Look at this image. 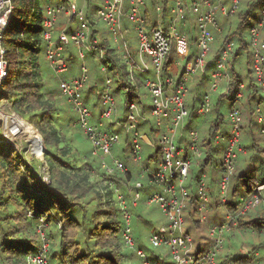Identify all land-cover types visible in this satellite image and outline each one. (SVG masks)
<instances>
[{
  "label": "clouds",
  "instance_id": "9594fccd",
  "mask_svg": "<svg viewBox=\"0 0 264 264\" xmlns=\"http://www.w3.org/2000/svg\"><path fill=\"white\" fill-rule=\"evenodd\" d=\"M236 0H233L235 4ZM54 5L55 0H51ZM91 3H100L105 12H100L97 15H89L88 9ZM109 4L112 6L109 7ZM129 5H136L133 10V15L129 17L125 12V8ZM183 6V11L181 7ZM141 7L150 8L148 16L144 20L137 19L142 13ZM163 7H168L169 12L165 15L162 12ZM219 11V0L217 5H213ZM67 11L78 14L79 19L85 22L81 25V30L78 35L69 37L64 35V29L68 25L67 15L64 9L57 10L54 6L48 7L45 14L49 17V22L45 27L50 29L48 35L44 37L48 43L49 49L55 47L54 41L57 37L64 43L65 48L59 52V55L66 56L68 53H73L77 57L76 65L78 71L69 75L66 70L61 69L55 71L57 65H62L63 60L57 59L51 62L52 55L57 53L52 52L46 60L44 67L46 72L43 76L42 83L45 89L59 87L64 90L61 97L59 107L64 111L59 113V116L67 117L76 115L81 119L83 127L73 128L72 134L81 133L90 140L93 147L97 146L95 137H87L85 129L92 127V122L88 120L90 106L87 109H81V104L74 101H68V96L72 91H75L78 96L83 94V89L76 88L71 82V77L74 75L81 76L87 84H98V87L103 88L105 93H111L118 83L127 82L136 86L139 92L140 103L133 106L129 115L130 125L125 127V136L129 139L136 136L138 143V152L135 156H125L120 149L124 147V137L113 138L110 142L117 147L114 150H109L107 145H104L103 156L110 161V165L105 169L97 168L94 173L96 183L88 185L81 183L79 188L74 190L69 185H65L66 190L76 193H87L89 198L95 197L91 205H86V211L80 213L82 225L79 229H67L61 233L59 227H47L41 220L37 226L29 225L25 221L22 225L24 235L32 240L34 244H38L45 250V256L49 253L48 247L59 249L62 244H68L70 241L79 239L81 247H90L87 243V229L92 226L91 213L97 207H119L123 211L119 213L118 218L123 224L122 237H118L108 241L109 245L115 251L120 250L122 244H127L129 247L136 243L133 237L137 236L134 217L142 208H153L162 211L161 197L149 201L143 191L137 193L124 178L125 168L122 167L121 161H125L128 168L131 169L133 176L136 178L134 182L135 188H144V183L141 181L147 180V173L153 169H160V177L158 181L152 185L147 182L153 191L163 193V197L171 200L173 207L171 212L166 216L168 221H175V225L169 224L168 227H174L178 236H183L186 227H192V231L187 238L188 247L186 252H192L196 243L201 242V237H209L213 242V253L221 251L223 253L225 242L227 241V253L241 250L248 251L246 229L240 224V219L244 215V208H241L238 214H234L226 205L229 199H236L232 195V188L239 184L238 175L240 171L249 163L248 155H243L239 149V144L251 143L255 141L257 150L259 145L264 142V131H257L253 127V122H264V108H253L242 95V103L237 105V110L229 114L225 110L224 115H220V104L214 103L211 99L212 95L219 88L225 92H230L234 86L235 73L230 71L233 67L240 72L245 81L251 78L247 76V67L245 62H241L238 66L225 57V63L222 69L215 75L211 76V83L202 91L207 92L209 98L205 105L200 109L202 120L195 122L191 131L185 130L184 124L190 118L191 112L194 110L193 105L195 98L200 95L201 89L194 86V83H188L180 90V95H176L175 80L168 79L164 69V62L168 54L175 49V54L179 60L186 58L190 51H198L202 56L209 49L210 44L214 42L212 32L205 29L201 35V43L197 46L192 43L190 35L192 29L200 23L196 19L198 14H202V9L193 8L189 0H169L167 5L163 4V0H156L154 5L147 3L146 0H68ZM189 19L184 22V17ZM159 20L160 27L163 28L166 24H170L169 41L162 51L157 52L151 50L150 46L155 42V35L149 33L152 21ZM92 21L101 28L95 39L92 38ZM186 29V30H185ZM214 26L212 31H215ZM2 31V28H0ZM255 36V33L252 34ZM208 37L209 39H205ZM96 45H103L98 48ZM5 46L0 44V55L3 54ZM111 48L113 51L108 52ZM94 55H89L90 53ZM110 55L113 62L118 65L114 71L109 72L106 67L101 64L105 56ZM257 54L258 60H264V42L254 41L251 48L248 50L249 57ZM191 68L192 65H189ZM144 69H151L150 80H144L140 74ZM175 71V69H174ZM3 73L0 72V76ZM257 76H264V70L257 71ZM98 78L102 79V83H98ZM61 79H68L69 85L65 88L64 84L60 83ZM191 77H186V80H191ZM199 77H195L198 81ZM259 83V81H252ZM259 87L264 89V83H260ZM248 89V83L242 86V93ZM221 100L226 97L219 98ZM56 98H50L49 103L55 105ZM110 105L112 115L108 119L120 117L123 114L122 98H116L106 101ZM154 104L156 110L154 112L145 108V105ZM221 120L223 127L218 131L215 129L213 121ZM137 123H145V128L142 133L136 134L135 128ZM243 125V129L240 126ZM71 127L63 121L57 125H47L42 129H37L40 132L41 139L48 137V143L55 147H59V141L63 140L68 144V139L65 138V128ZM104 127H107L105 123ZM156 128L158 132L153 134L148 132V129ZM225 130L235 133L237 137L230 145L229 152L233 156V160L226 165V171H220L213 165L205 166L204 179L197 184L191 169L193 165H203V157L205 155L212 156V149L224 141L219 138V133ZM55 131L56 136L50 135ZM148 133V135H144ZM209 140L212 143H209ZM103 144V141H99ZM180 144L181 152L176 153L177 144ZM157 145L161 146V152L156 155L153 160H147L145 157L149 153H153ZM187 152L189 159L185 163L182 159L184 153ZM88 153H78L79 161L82 163ZM216 156L215 159H219ZM166 160L167 166L162 161ZM145 163L149 165L145 170ZM178 170L183 173L179 182L169 190L166 186L167 180L172 171ZM101 171H106L109 176H116L120 181L119 187L115 184L105 183L101 177ZM87 175V173H84ZM187 185V187H184ZM242 187V186H241ZM264 191V186L261 187ZM111 191L113 193L111 205H106L104 200L108 197L105 193ZM199 195V202L193 201L194 195ZM175 199H172V198ZM261 200H249L246 206H255L260 204ZM196 209V211H194ZM31 213H28L30 216ZM213 218H217L224 223V227L217 231L214 225H211ZM193 220H199L200 226H192ZM63 223V221H61ZM239 225V226H238ZM228 233L226 236L225 233ZM3 232L0 231V239ZM233 241L239 246L233 247ZM207 243L208 241H204ZM176 242L173 241V244ZM184 242L181 241L178 247H183ZM142 248V247H141ZM153 254V253H150ZM140 255V254H138ZM137 257V256H136ZM223 258V255H221ZM175 259L181 264H192L191 258L182 260L181 254H177ZM140 260V259H139ZM141 261V260H140ZM0 264H11V261H6L0 254ZM36 264V262H33ZM208 264H213V258H209Z\"/></svg>",
  "mask_w": 264,
  "mask_h": 264
},
{
  "label": "trees",
  "instance_id": "16d2710c",
  "mask_svg": "<svg viewBox=\"0 0 264 264\" xmlns=\"http://www.w3.org/2000/svg\"><path fill=\"white\" fill-rule=\"evenodd\" d=\"M89 2H91V0H89ZM146 2L154 5L156 0H146ZM12 3L13 10L11 18L3 34L4 41L7 44L5 45L3 43L7 49V61L9 69V76L6 78L3 84V87L6 88L4 97L10 102L12 109L20 114L22 117L20 118L22 120L24 119V121L26 120L34 128L42 129L47 125L59 126L60 118L58 116L57 108V101L59 98L57 97V94L59 93L60 98L62 96L60 95L59 88L58 92L54 89V87L45 91V86L40 80V65L36 61L37 53H39L41 45H44L41 38L43 13L41 10L42 6L40 4V0H12ZM168 3L169 0H163L164 5H167ZM48 4L50 3H47L46 5ZM263 5L264 0H246L245 7H241V2L237 12L233 14L236 15L235 19H233L235 21L229 19L230 16L224 17L225 20H229V23L225 24V20H223L224 24L220 22L222 32L213 34L214 41L218 42L216 49L211 50V47L209 50L208 55L211 58L207 59L208 65L206 71L197 73L193 78L195 80V77H199V80L195 81L194 83V86L197 88L203 85L206 81L209 84V73L213 68L214 58L221 54V51L227 42L233 43V49L230 52L229 59L237 66L241 63L240 57L242 53L245 52L247 56L246 65H248L247 76L251 79L245 81L243 75L238 72L235 67H233L230 69V71L235 73L234 86L230 92H225L224 96L221 93L222 95L220 94L218 96L216 102L217 104L221 105V102L225 99L221 100L219 98L226 97L229 102L228 110L231 107L237 106L244 102L236 98L238 84L240 82L243 84L248 83L247 91L243 92L245 101L253 108H256L258 105H261V108H264V97L260 93L257 83L252 82L253 80L256 81V78L252 68V58L248 55V50L250 49V41L248 39L249 27L253 24L250 22V17L253 15V13H255V10L257 9L256 7L258 6L260 7L258 12H256L258 18L260 15V9ZM95 8L96 4L91 3V7L88 9L89 15H94ZM150 10V8L144 7L146 18ZM162 12L167 15L169 8L163 7ZM188 19L189 18L186 16L184 22H187ZM156 22L157 20L154 19L151 26H153ZM92 24V31H97L99 33L101 28L96 25L95 21H92ZM225 25L228 27L227 30H224L223 28ZM165 26H167V24ZM261 37L264 40V29ZM197 38L198 28L196 25L193 27L192 34L190 35V39L195 45H197ZM211 44L214 45V42ZM100 47L102 49L104 46L100 45ZM112 51L113 49H108L109 53ZM175 52V49H173L168 54L167 59L164 62V69L167 76L177 78L183 74L185 64L180 70H178L180 66L178 67L174 64V60L177 58ZM197 53L198 51L195 50L190 51L188 56L184 58L185 63L189 60H193ZM94 54L95 53H90L89 55ZM101 64H108L109 72L114 71L118 66L113 62L112 57L107 54L101 61ZM141 78L143 79V76H141ZM87 85L88 86L83 90L93 93V85L97 84ZM12 90L15 95H17V97L11 96ZM16 90L18 91L16 92ZM118 91H124L125 113L127 112V104L131 100L135 99L137 93L139 92L137 91L135 85L129 84L127 82L118 83L116 85L112 91L114 96ZM205 93L206 92H203V94L200 93V97L195 98V103L193 105L194 111L196 108L198 111V106ZM101 94L102 92L99 93L98 98V103L100 106H102ZM52 96L56 98L55 105L49 103V97ZM83 99L86 104L84 97ZM125 115L126 114H124L120 122L124 121ZM194 117L195 116L192 115L191 112L190 118L187 119L184 124L185 130L189 131V129L193 128ZM219 121V119L213 121L214 127L217 131L220 129L219 127L221 121ZM256 123L257 122L255 121L253 122L254 128ZM145 126V123L140 124L141 128H145ZM243 127L244 126L241 125V129H243ZM148 130L153 132L157 131L156 128H150ZM114 131L119 135L122 134L124 136L126 152L130 156V139L125 136L124 129L121 127V130ZM221 133H228V130ZM50 135L56 136V132L53 131L50 133ZM35 137L38 141L37 136ZM43 140L45 143L50 144L47 142V136H45ZM60 142L61 140L59 143ZM253 142H251L247 147L245 145H243V147L246 148V150L253 151L255 149L254 147H257L256 143ZM209 143L211 144L212 141L209 140ZM223 148L224 143L214 147L212 152L219 151L221 154L223 152ZM60 149L63 150L64 154L69 153V147H63ZM155 149L156 150L153 153L148 155V160H151L157 153H160L159 147L156 146ZM262 149L264 151V147ZM12 150L13 149H10V147L0 144V231L3 232L2 239H0V254L3 255L6 261L10 260L11 264H26V254L35 251L37 249V245L34 244L32 240L28 239L26 235H24L22 224H24L25 221H28L29 225L37 226L41 218L44 225L49 228L53 226L59 227L62 234L67 229H79L82 225L80 213L82 211H86V205H91L95 197L89 198L87 193L68 191L66 190L65 185L71 186V188L74 190L75 188H79L81 183H87L88 185L96 183L93 173L96 172L97 168H101V166L100 162L97 163L96 161H92L95 162V164H98L97 167H95L92 162L85 161L82 162L84 165L75 167L70 163L68 164L69 161H65L64 159H61V162L58 163L59 165H56L52 158L54 153L50 150H47V155L45 158L49 164L51 172V176L48 177V179L50 178L51 181L50 184H47V182L42 180L41 177H38V175L34 176V171L28 167L26 163H23L22 161V163H20L19 161L18 164H15V159L20 160L21 156L18 153L14 155ZM211 157L212 156L209 155H205L203 157V165L199 166L200 173L198 177H194V179L196 178L197 180L196 183L198 182V179L201 177V175L204 174L205 166L211 162ZM217 164L219 170L220 162ZM21 166H24L25 169L20 171ZM84 173H87V175H84ZM100 175L104 179L105 183L110 184L112 181L109 179H112L119 187L120 181L116 176H109L104 171H101ZM239 177H244V174H240ZM124 178L128 182L132 179V173L130 169L124 173ZM245 180V185L248 187L247 192L249 195L253 190L248 186L250 177H245ZM146 181L149 182V176L147 177ZM234 190H236V188H234ZM105 196L108 198L104 200V203L106 205H111L113 203V193L109 191L105 193ZM10 201L15 204H20L21 209H11L9 207ZM193 201H195L194 198ZM226 205L231 211L237 208L231 203V201H228ZM28 213H31V215L28 216ZM119 213L120 211L118 207L95 208V210L91 213L92 226L87 229V243L90 245V247H81V241L79 239L70 241L69 244H62L59 249L49 247V261L51 264H123L122 261H118V258L114 257L115 255L124 256L130 259V255L124 254L122 251L125 244H122L121 251H115L108 243V241L121 237L123 225L122 221L118 218ZM99 215L103 217V221H95L94 218ZM262 220H264L262 216H252V219L250 220L248 218L244 219L243 215V217L240 219V224H248L252 230L260 232L264 228V225H262L264 223L261 222ZM61 221H63V223H61ZM97 228H101V230H106L111 233L109 234L110 237L107 241L104 240L101 242L94 238V235L97 234L95 231ZM250 228L248 229L250 230ZM73 247L75 253L74 257L71 258L69 257V252ZM96 248L100 250H96ZM96 257H99L100 261L97 260ZM225 259L226 261L232 260L233 262L240 264L249 262L247 257H244L243 255L240 257L235 255L233 258L229 257V255H226Z\"/></svg>",
  "mask_w": 264,
  "mask_h": 264
},
{
  "label": "built area",
  "instance_id": "2783aa9c",
  "mask_svg": "<svg viewBox=\"0 0 264 264\" xmlns=\"http://www.w3.org/2000/svg\"><path fill=\"white\" fill-rule=\"evenodd\" d=\"M189 2L193 8L199 7L202 9V14H198L196 16V19L198 21H200V23L197 24V28H198L197 46H198L201 43V35L200 34L204 33L206 28L208 29V31L212 32V37H213L214 33H221L222 32V27L220 26L219 17L220 16L229 17V16L235 14L237 12L242 0H236L235 4H233V0H229V1L228 0H219V11H217L216 8L213 7V5H217L218 0H189ZM67 3H68V0H58V2L54 5L50 3L46 6L45 11L43 13L41 38L43 40L44 47H45L44 56L47 59L48 56L52 52H55V53H57V55H52L51 62H55L57 59L63 60V64L57 65L55 71H60L61 69H64V70H66V72H68L69 71V65H68V62H67L65 56L59 55V52L61 50H63L65 47V45L61 41V39L59 37H57L55 39V41H54L55 47L53 49H49L48 43L44 39V37L46 35H48L49 32L51 31L50 29L45 27L46 23L49 22V17L46 16L45 12H46L48 7L54 6L58 11L61 9L65 10L68 21H71L75 18H79L77 13L67 11ZM111 6L112 5L109 4V7H111ZM180 7H181V10L183 11V6H180ZM135 8H136V5H129L125 8V12L127 13V15L129 17H131L133 15V10ZM12 10H13L12 0H0V28H2V31H0V44H3V41H2L3 34H4V31H5L7 25L10 21ZM95 11H97V14H99L100 12H105L106 9L102 8V10L99 11L96 7ZM140 12L142 14L137 19H139V20L146 19L145 13H144V7L140 8ZM185 17H184V19H185ZM160 23L161 22L159 20H157V22L153 26L150 27L149 31L145 33L146 36L149 35V33L155 35L156 40L154 43L151 44L150 48H151V50H154L157 52L162 51L163 47L167 46V43L170 39V37H169L170 24H167V26H164L163 28H161ZM81 25H85V22L81 21L80 19H79V22L70 29H69V25H67V27L64 29V35H67L70 38L78 35L80 30H81ZM214 26H215L216 30L212 31ZM263 29H264V5L260 9L259 17L249 27L250 48L253 45L254 41L264 42V40L261 37ZM253 33H255V36L252 35ZM97 34H98L97 31H92V38L95 39ZM205 39H209V38L206 37ZM210 46H211V44H210ZM95 47L101 48L100 45H96ZM232 49H233V43L227 42L225 44V47L221 51V54L214 58V65H213V68L211 69V71L209 73V79H208L209 84L211 83V76L215 75L217 72H219L222 69V67L225 63V57L229 58L230 52ZM209 50H210V47L205 52V54H203L202 56L198 52L197 55L193 58V60L187 61L185 63V66H184L183 74L180 75L179 77H177L176 79L172 76H167L168 79L175 80V86H176V93L175 94L176 95L181 94L180 90L182 88H184L186 86L187 82L189 81V80H186V77H191L193 79L197 73L206 71V68L208 65L207 55L209 54ZM256 56H257V54H253V56L251 57L252 58V68H253V72H254L256 81H259V83H257L259 91L264 97V89H261L259 87L260 83H264V76H257L256 75L257 71L264 70V68H263L264 60H258L256 58ZM174 64L176 66H179L178 57L174 60ZM102 65L104 67H106L107 69H109L108 64H102ZM189 65H192V67L190 68ZM0 72L3 73V75L0 76V101H1V99L3 98L2 96H4L3 84L6 80V78L9 76L6 47L4 48L3 54L0 55ZM140 76H143V79L146 81L150 80L151 69H144V71L140 74ZM59 82L64 84L65 88H67L69 85L68 79H61ZM71 82L75 85L76 88L84 89L85 87H87V83L85 82L84 79L81 78V76L71 78ZM243 85L244 84L242 82H240L238 84V90L236 93L237 99H240L243 95V93H242V86ZM218 89L219 88H217L216 91ZM221 91H222V93H225V91H223V90H221ZM59 92H60V95L63 96L64 90L62 88H59ZM137 97H139V93H137L136 98ZM208 98H209V96H208V93L206 92L203 95V97L200 101V104L198 106V111H197L198 115H202L200 112V109L205 105ZM67 99H68V101H74V102L80 103L82 110L88 108L84 102L83 95L78 96L75 91H72L71 95L68 96ZM111 99H115L114 94L112 92L111 93H105L103 90V92L101 94V104H102L103 109H102L101 113L98 116H96V121H97L96 123L91 121V119H93V116H95V115L91 111H89L88 120L92 122V127L85 129V132L87 133V137H95L97 139V146L93 147L91 145V154L93 156L99 157L101 169H105L106 166L110 165V161H105V158L103 156L104 145H107L109 150H112V148L115 144L111 143L110 141L113 138L119 137V134L117 132H115L114 130H112V128L103 127L104 126V120L108 119V117L110 115H112L110 105H108L106 102L107 100H111ZM135 99L131 100L127 104V112H126L124 121L120 122V120H118V122H116V123L120 124V126L122 127V129H124V131H125L126 125H130V123H131L129 120V115L131 114V109L133 108V106L137 105ZM7 103H8V105H11L9 101ZM1 107H2V105L0 104V108ZM256 108H261V105H258ZM155 110H156V106L153 104L150 111L154 112ZM236 110H237V106H233L228 110V113L232 114ZM12 112L13 113H10L8 111L4 112L3 110H0V118L3 117L2 122L4 123L2 128H0V144L4 141L5 143H9L8 145H10V144L14 145L16 143V141H14V137L17 138V136L18 137L21 136V135H19L20 133H18L19 127L13 121H11L10 124L6 121V117H9L12 119L14 114H15V116H19L15 110H12ZM25 122L27 123L26 120H25ZM256 122L258 125H261V126H259V131H264V122H258V121H256ZM12 124H14L13 125L14 129L12 128ZM140 124L141 123L136 124V128H135L136 134L142 133V128L140 127ZM74 126H78L79 128L83 127V124H82V121L80 118H78V117L76 118V121L74 122ZM240 129H241V126H240ZM191 130L192 129H189V131H191ZM148 132L153 133V131H150V130H148ZM156 132H158V129ZM144 135L146 136V135H148V133H144ZM8 137H10V138H8ZM219 138H221L224 141V148H223V152H222V156H221V160H220L219 170L220 171H226V165L230 161L233 160V156L229 152L228 145H230L234 140H236L237 137L235 136V133L228 131V133H225V134L220 132ZM101 140L103 141V144L99 143V141H101ZM157 147H159V151L161 152V146L157 145ZM243 148H244L243 145L239 144L240 151H242ZM175 151L177 154H179L181 152V147H180L179 143L177 144ZM137 152H138V143L136 140V136H133V138L130 139V153L129 154H130V156H135L137 154ZM182 159L184 160L185 163L188 162L189 156H188L187 152L184 153ZM161 163H163L165 166H167L168 162L166 160H164ZM121 165H122V167L125 168V172H126L128 169L122 161H121ZM147 168L148 167H145V170H147ZM104 172L106 173V171H104ZM182 175H183V173L178 171V170L172 171V173L170 174V176L167 180V183H166L167 188L169 190H171L179 182V180L182 178ZM148 176H149V182H151L152 185H154L160 177V169H158V168L153 169L151 172L147 173V177ZM47 179H48V177H43V180H47ZM203 179H204V174H202L201 177L198 179L197 184H199ZM110 184H115V183H114V181H112V182H110ZM262 186H264V182L255 185L252 192L248 195V198L242 201V204H241L242 206L237 207L232 212L234 214H238L240 212L241 208H244V212H246V211H249V210L256 208L259 205L264 206V191L260 190ZM184 187H186V186H184ZM133 188H134L133 190L137 193H139L140 192L139 190H141L140 188H135V187H133ZM156 197H161V204L163 205L162 213L166 218L167 214L169 212H171L173 204L171 203V200L164 198L163 193H161V192L149 194L147 196V200L151 201V200L155 199ZM172 199H175V198L173 197ZM256 199L261 200L262 202L260 204L255 205V206H246L247 201L256 200ZM197 200L199 202V200H200L199 195L197 197ZM228 201L229 200H227L226 203ZM119 211L121 212L123 210L119 208ZM41 220L42 219L40 218V221ZM197 222L200 223L199 220H197ZM169 224L175 225V221H168L166 219V225L162 226L156 232H153L149 237V242L155 248L168 249L170 257L175 262H177L178 264H181V262H179L175 259L177 254H181L182 260H185L187 258H191L192 264H208L209 258H213V264H231L230 262H233L232 260L219 261L217 259V257L219 255L220 251H216L215 255H214V253H213V247H214L213 242L205 250L194 252V249H193V251H192L193 253L192 252H186L185 249L188 247L187 238L190 235V231H188L185 228V232H184L183 236H178L175 232L174 227H168ZM215 227H216L217 231H219L221 228L224 227V223L222 222L220 225L215 226ZM122 233H123V226H122ZM121 237H122V234H121ZM133 239H134V237H133ZM173 241H175L176 243L173 244ZM181 241L184 242V245H183V247H178V245H180ZM125 245H127V244H125ZM131 247L135 248L134 253L141 260L142 264H163L160 260L154 259L152 256L153 254L146 252L140 246L136 247L134 244ZM47 251L49 253V247H48ZM44 253H45V250L43 247H41L37 252L33 251V252L26 254V256H25L26 264H33V262H36V264H51V262L49 261V254L47 256H45ZM138 254H140V255H138ZM233 263H235V262H233Z\"/></svg>",
  "mask_w": 264,
  "mask_h": 264
},
{
  "label": "rangeland",
  "instance_id": "374dc122",
  "mask_svg": "<svg viewBox=\"0 0 264 264\" xmlns=\"http://www.w3.org/2000/svg\"><path fill=\"white\" fill-rule=\"evenodd\" d=\"M57 2H58V0H55V4ZM47 3H51V0H49V1L48 0H40V4L42 6V9H41L42 13H44L45 8L47 6L46 5ZM245 3H246V0H243L242 1V6H241L242 8L245 7ZM95 4H96L97 9L99 11H101L102 7H101L100 3H95ZM256 8L257 9L255 10V13H253V15L250 17V22L251 23H254L255 20L257 19V13L256 12H258L260 7L257 6ZM94 15H97V11H95V10H94ZM235 16L236 15H231L229 17V19H231L232 21H235V20H233V19H235ZM223 20H225L224 16H220L219 17V22L223 23ZM78 22H79V18H75V19H73L71 21H68L69 29L72 28L73 26H75ZM224 23L225 24L229 23V20L226 19ZM226 26L227 25H225V27L223 26L224 30H227L228 27H226ZM262 32H263V30H262ZM248 39H249V36H248ZM2 40H3V43L5 45H7L5 43V41H4V37L2 38ZM217 42L218 41H214V45L211 44V46H210V48L212 47L211 50L216 49ZM44 53H45V47L42 44L41 47H40V51H39V53H37V57H36V61L40 65V72H41L40 80H41V82H42L43 76H44V74L46 72V69L44 67V60H46V58L44 56ZM65 58H66V60L68 62V65H69V71L67 73L69 75H71L72 73L77 72L78 69H77L76 65L78 63V60H77V57L75 56V54H73V53L69 54L68 53L65 56ZM210 58L211 57L208 55L207 59H210ZM178 61H179V66H180V67L178 66L179 67L178 70H180L181 67L185 64V60L184 59L183 60H179L178 59ZM246 61H247V56H246V54L244 52V53H242V55L240 57V62H245L246 63ZM263 68H264V65H263ZM73 77H80V76L79 75H74L71 78H73ZM98 83H102V79L101 78H98ZM188 83H195V80L191 79V80H189L187 82V84ZM208 85L209 84L206 81L203 85L198 87L199 89H201V94H203V92H204L202 90ZM93 86H94L93 89H92L93 93L87 92L86 90H83V94L82 95H83V97L86 100L87 107L89 108V106H90L91 112L95 115V116H93V119H91V121L96 123L97 122L96 121V116L99 113H101V111L103 109V107L100 106V104L98 103L99 93L103 92V90H102V88L98 87V84L97 85H93ZM3 89H4L3 93L5 95L6 88L3 87ZM48 89H45V91H47ZM54 89L58 92V87H54ZM121 90H123V89H121ZM17 91L18 90H16V92ZM123 93H124V91H118L115 94V99L116 98H122L123 101H124V94ZM221 93H222L221 89H218L212 95L211 99L213 100L214 103L217 102L218 96ZM222 94L224 96V93H222ZM57 95H58L57 97L59 98L58 101H57V108H58V114H59V113H62L64 111V109L59 107V105L61 103V98L59 97V93ZM200 95H198L197 98H199ZM11 96L17 97V95H15L13 90L11 92ZM2 97L3 98L0 101V104L2 105V107L0 108V110H3L4 112L8 111L10 113H13L12 112L13 109H11L12 108L11 105H8V103H7L8 100L4 96H2ZM49 98H53V96L49 97ZM238 100L242 101L241 98L238 99ZM135 101H136L137 104L140 103L139 97H137L135 99ZM228 104H229V102H228L227 99H225V100H223L221 102V105H220L221 116L224 115L225 110H227V112H228ZM196 105H197V103H196ZM152 106H153V104H148V105H145V108L150 111ZM124 108L125 107H124V104H123V114L120 117H117V118H114V119H105L104 120V125L106 123L108 128L112 127L113 130H121L120 124H118L116 122H118V120H121L123 118L124 114H126V112L124 113ZM18 115H19V116H17L18 119L16 117H14V116L12 117V119L9 118V117H6V121L9 124H10L11 121H13L18 126V124L14 121V120H16L18 122L19 119L22 120L21 119L22 117L20 116V114H18ZM192 115L195 116L193 118L194 119V123L202 120V115H198L197 108H196L195 111L194 110L192 111ZM2 118L3 117L0 118V128H2V126L4 124L2 122ZM59 118H60V122L63 121L66 125L71 126V127H66L65 128V138L68 139V141H69L68 144H65L63 142V140H61V142L59 143V147L57 148V147L53 146L52 144L45 143V141L43 139H41V136H40L39 132L37 131V129L34 128L28 122H27V124L24 125L23 124L24 120L21 121L23 126H20L18 128V130H21V131H24V132L28 131V132L26 134H22L20 137H18V136H17V138L14 137V141H16V143L14 145L10 144L11 145L10 146V145H8L9 143H5L4 141L1 143L2 145H7V147H10V149H13L12 151H13L14 155H16V153H18L21 156L20 160L15 159V164H18L19 161H20V163H22V162L26 163L28 165V167H30L34 171V173H35L34 176L38 175V177H41L42 180H43V177H50L51 176L49 164H48V162H47V160L45 158L46 155H47V153H46L47 150H50V151H52L54 153L52 158H53V161H54V163L56 165H59L58 163L61 162V159H64L65 161H69L68 164L70 163V164L74 165L75 167L82 166V165H84V163H80V162H76V161H79L78 153L85 152V151L88 153V155L83 160V162H85V161H90V162L96 161L97 163H99V160H100L99 157L92 156L90 154L91 153V150H90L91 149V142H90L89 139H87L85 137V135H83L81 133H76L75 135L72 134L73 128H79L78 126H74V122L76 121L77 116L76 115H69L67 117L59 116ZM60 122H59V124H60ZM13 125L14 124H12V128H13ZM259 126H261V125H258L256 123L255 128L257 129V131H259ZM28 127H29V129H28ZM222 127H223V124H222V121H221L219 128H222ZM155 133H157V132H153V134H155ZM35 136H37V138H38L37 142H36V137ZM119 137H124V136L121 134V135H119ZM8 138H10V137H8ZM253 143H255V141ZM249 144L250 143H244L242 145H245L247 147ZM63 147H69V150H68L69 153L68 154H64L63 150L60 149V148H63ZM116 147L117 146L114 145L112 150H114ZM263 147H264V142H262L259 145V150H257V147H254L255 149L253 151L246 150V148H243L244 150L242 149V151H241V153L243 155H248V159H249L250 162L247 163L245 165V167L239 173V175L240 174H244V177H239V175H238L239 184H236L237 186L234 185L233 188H232V195L235 196L236 199H229V201H231V203L233 205H235L236 207L242 206L241 205L242 201L248 198V192H247L248 187L245 185V183H246L245 177H250V180L248 181L249 182L248 186L251 189H254L255 185L264 182V151L262 149ZM120 151H121V153L125 154V156H129L128 153L126 152L125 142H124V147L121 148ZM252 152H254V153H252ZM149 154H151V153H149ZM148 155L145 157L146 161L148 160ZM156 155L151 160L155 159ZM221 155H222V153L220 154L219 151L213 152V155L211 157V162H209L207 166L213 165L215 168L218 169V164L217 163L220 162ZM252 155H254V156H252ZM216 156H219L220 158L219 159H215ZM105 161H109V160L105 158ZM122 162L125 164L127 169H129L127 163L125 161H122ZM92 163H93V165L95 167H97L98 164H95V162H92ZM145 167H149V165L147 163H145ZM24 169H25L24 166L20 167V171L24 170ZM130 171H131V169H130ZM191 171L194 174L193 179L196 176L198 177V175L200 173L199 166L193 165ZM131 173H132V171H131ZM204 173H205V169H204ZM109 180L114 181L112 179H109ZM135 180H136V178L133 176V173H132V179L128 182L129 185L133 186ZM44 181L47 182V184H50L51 180L49 178V179L44 180ZM194 181L195 182L197 181L196 178L194 179ZM141 182L144 183L145 186H144L143 189H141L139 191L140 192L143 191V193L146 196V198H147V196L149 194L159 193L158 191H153V188L150 185H148L147 181H141ZM0 183H1V180H0ZM185 186L187 187V185H185ZM234 188H236V190H234ZM197 197H198V194L193 196V198L195 199L196 202H198ZM17 201H19V200H17ZM9 207L11 209H17V210L21 209V205L20 204H17V203L15 204L12 201H10ZM97 208H100V207H97ZM194 211H196V209H194ZM244 213H245L244 214V219L248 218V219L251 220L252 216H258V217L262 216L263 219H264V206L259 205L256 208H254L252 210H249V211H246ZM94 219H95V221H103V217L100 216V215L95 217ZM222 222L223 221H221V220H219L217 218H213L210 226H212V225L218 226ZM261 222L264 223V220H262ZM134 225H135V229H136V233H137V236L134 237V239L136 240V243H135L136 247L140 246L146 252L153 253V255H152L153 258L156 259V260H160L163 264H178L177 262H175L170 257L168 249L155 248L149 242L150 235L153 232H156L157 230H159L162 226L166 225V218L163 215L162 211L156 210L155 207H153V208H142L137 213V215L134 217ZM262 225H264V224H262ZM192 226H200V223H198L197 220H193L192 221ZM243 226L246 229L247 243L249 245V250L248 251H241V250L233 251L230 254L229 257L233 258L235 255H238V257L243 255L244 257H247V259L249 260V262L244 263V264H264V228L262 229V231L258 232L256 230H252V228H250L248 224L243 225ZM248 228H250V230ZM186 229L188 231H190V233H191V231H192V227L191 226L190 227H186ZM95 231H96L97 234L94 235V238L97 239V241L99 240L101 242H103L104 240L107 241L108 238L110 237L109 234H111L110 232H108L106 230H104V231L101 230V228H97ZM225 235L227 236L228 233H225ZM204 241H208V242L205 243ZM211 243H212V241H211V239L209 237L202 236L201 237V242L196 243L195 248H194V252L205 250L207 247L210 246ZM36 245H37V249L35 250V252H37L41 248L40 245H38V244H36ZM121 246H120V251L122 250ZM232 246L236 247V248L239 247L236 244L235 241H233ZM227 248H228V244H227V241H226L223 253H221V251H220L219 255L217 257V259L219 261H222V259H220V258H221V255H223L224 253L229 255L227 253ZM134 249L135 248L129 247L127 245H125L123 247V250H122L123 253L127 254V255H130V259H128V258H126L124 256H117V255H115V256L112 255V256H114L115 258H118V261H122L123 264H142V262L139 260V258L136 257V255L134 254ZM96 250H100V249L96 248ZM74 253H75V251H74V247H73V248H71V251L69 252V255H70L69 257H71V258L74 257ZM226 258H228V257H226ZM96 259L100 261L99 257H96ZM106 263H108V262H106ZM230 263L231 264H240V263H233V262H230Z\"/></svg>",
  "mask_w": 264,
  "mask_h": 264
},
{
  "label": "bare ground",
  "instance_id": "6f19581e",
  "mask_svg": "<svg viewBox=\"0 0 264 264\" xmlns=\"http://www.w3.org/2000/svg\"><path fill=\"white\" fill-rule=\"evenodd\" d=\"M14 117H16L17 119H18V117L17 116H15V114H14ZM24 120V119H23ZM23 120H18V122L16 121V120H14L17 124H18V127H20V126H23L22 125V122L21 121H23ZM24 123V125L25 124H27L25 121H23ZM28 129H29V127H28ZM28 131H26V132H24V131H21V130H19V132L18 133H20L19 135H22V134H26ZM36 142H37V139H36Z\"/></svg>",
  "mask_w": 264,
  "mask_h": 264
},
{
  "label": "crops",
  "instance_id": "0c3cea01",
  "mask_svg": "<svg viewBox=\"0 0 264 264\" xmlns=\"http://www.w3.org/2000/svg\"><path fill=\"white\" fill-rule=\"evenodd\" d=\"M88 86V85H87ZM90 87V86H89ZM143 130H144V127L142 128V132H143ZM227 254L226 253H224L223 254V258H220V259H222V261H224L225 260V256H226Z\"/></svg>",
  "mask_w": 264,
  "mask_h": 264
}]
</instances>
